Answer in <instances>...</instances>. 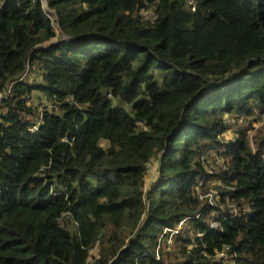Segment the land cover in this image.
Masks as SVG:
<instances>
[{"label": "trees", "instance_id": "obj_1", "mask_svg": "<svg viewBox=\"0 0 264 264\" xmlns=\"http://www.w3.org/2000/svg\"><path fill=\"white\" fill-rule=\"evenodd\" d=\"M45 1L0 5V264H264V0Z\"/></svg>", "mask_w": 264, "mask_h": 264}, {"label": "rangeland", "instance_id": "obj_2", "mask_svg": "<svg viewBox=\"0 0 264 264\" xmlns=\"http://www.w3.org/2000/svg\"><path fill=\"white\" fill-rule=\"evenodd\" d=\"M53 18H55V14L53 15ZM57 26V24H56ZM56 28V27H55ZM56 31H60L59 27L55 29ZM40 101V100H39ZM247 119L240 120L239 122H234L232 119H228L227 122L229 124V129L224 133L223 137L225 138L226 141L231 140L235 138L236 136V131L242 128L247 127L248 124ZM260 124L257 123L255 124V128H257ZM255 130H250L249 134L252 136ZM157 160L155 158H152L148 164V172L146 176V184L148 185L151 181L155 179L156 171H157ZM92 256H98V249L95 248L91 251V257ZM92 260V258H90ZM92 262V261H91Z\"/></svg>", "mask_w": 264, "mask_h": 264}, {"label": "built area", "instance_id": "obj_3", "mask_svg": "<svg viewBox=\"0 0 264 264\" xmlns=\"http://www.w3.org/2000/svg\"><path fill=\"white\" fill-rule=\"evenodd\" d=\"M3 1H4V0H0V5L2 4ZM42 4H43L45 10L47 11L48 16H49L52 20L56 19V15H55V18H53V15L55 14L54 10L50 9V8L47 6V3H46L45 0H42ZM53 25L56 27V22H53ZM1 96H2V94L0 93V101H1ZM233 121H234V120H233ZM226 122H227V120H226ZM234 122H235V121H234ZM227 124H228V122H227ZM36 129H37V126L34 127V130H36ZM213 194H214V192L211 191L210 194H207V196H205V197H208V198L210 199V201H211L212 198H213V197H212ZM212 226H213V227L216 226V223H213ZM166 231H167V230H165V232H166Z\"/></svg>", "mask_w": 264, "mask_h": 264}]
</instances>
